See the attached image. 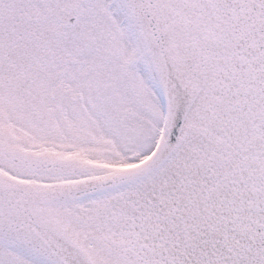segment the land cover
<instances>
[{
  "label": "snow or ice",
  "instance_id": "6c2138e0",
  "mask_svg": "<svg viewBox=\"0 0 264 264\" xmlns=\"http://www.w3.org/2000/svg\"><path fill=\"white\" fill-rule=\"evenodd\" d=\"M0 264H264V0H0Z\"/></svg>",
  "mask_w": 264,
  "mask_h": 264
}]
</instances>
